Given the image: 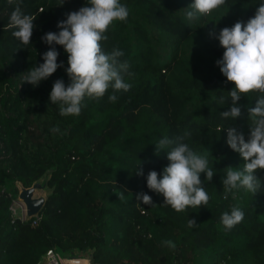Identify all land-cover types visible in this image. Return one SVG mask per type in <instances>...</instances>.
<instances>
[{"label":"trees","instance_id":"1","mask_svg":"<svg viewBox=\"0 0 264 264\" xmlns=\"http://www.w3.org/2000/svg\"><path fill=\"white\" fill-rule=\"evenodd\" d=\"M193 2L120 0L129 16L109 27L101 45L105 53L124 52L120 59L129 62L132 73L124 74V81L131 88L117 93L115 103L108 100L111 88L103 98H86L79 116L64 117L50 102L56 80L70 83L63 46L55 45L63 66L48 79L34 87L25 76L44 63L43 54L52 47L41 37L59 33L58 22L87 0L63 5L62 0H16L34 20L27 46L6 27L16 3L0 0V264H40L48 248L67 256L90 251L100 264H264V171L256 173L261 187L255 194L239 189L226 199L222 184L228 167L242 170L244 164L227 144L226 129L236 128L247 140V106L254 107L259 94L242 97L241 117L222 118L235 85L216 63L225 51L216 38L220 31L246 24L264 0H225L190 22L186 12ZM55 126L57 133L50 131ZM165 137H183L194 152L207 156L214 176L209 182L201 174L206 206L178 213L147 187L148 172L162 178L169 164L166 151L175 144L156 150ZM47 170L50 192L37 223L14 218L10 204L17 183L30 186ZM141 192L152 197V205L137 200ZM234 205L244 219L226 230L221 217ZM190 219L197 225L189 228ZM165 240L175 249L163 245Z\"/></svg>","mask_w":264,"mask_h":264},{"label":"clouds","instance_id":"2","mask_svg":"<svg viewBox=\"0 0 264 264\" xmlns=\"http://www.w3.org/2000/svg\"><path fill=\"white\" fill-rule=\"evenodd\" d=\"M9 5L16 0H7ZM64 0H62L63 5ZM225 4V0H194L186 12L188 21L198 16H208L214 10ZM67 19L58 22L59 33L48 32L41 37L42 41L52 46L43 54L44 63L30 68L26 73L25 81L38 86L42 80L48 79L63 63H57L59 53L55 45H61L68 54L66 73L70 83L66 86L63 79L54 82L50 92V102L58 105L61 116H79L85 99L98 100L103 98L111 88L109 102L115 103L117 93L128 92L131 88L124 81V74L129 72L128 61H121L124 52L113 49L105 53L101 41L108 39L105 33L115 22H124L129 16L126 5L120 0H87V4L78 11L66 14ZM33 17L22 12L18 3L11 12L9 29H15L12 35L24 46L31 43L34 23ZM214 35V33H210ZM220 46L225 49L222 59L216 63L228 82L235 87L230 91L231 107L221 113L224 119H234L242 116V105L239 101L253 93H258L255 106H247L250 120V135L247 140L243 133L236 128L229 127L227 144L243 158V169L228 167L222 184L227 193L244 189L247 192L257 193L261 187L256 175L258 170L264 171V2H261L255 16L244 22H236L232 27H225L216 37ZM224 102L223 98L220 100ZM59 132V127L50 129ZM188 133H185L187 136ZM183 137L176 141L167 137L156 144L157 154L167 146L175 144L167 152L169 164L164 167L162 178L160 174L151 170L147 174V187L164 197V205L171 206L176 212H183L187 208H199L209 203V196L203 187L201 174L206 173V181L213 180L214 171L209 167L207 156L194 152L188 144L182 142ZM143 176V170L137 172ZM123 199V194L119 195ZM137 200L144 205H152V197L146 193H139ZM244 212L239 206H233L231 212H224L221 223L226 230L242 222ZM196 220L190 219L188 227L196 226ZM163 245L175 249L171 240H165Z\"/></svg>","mask_w":264,"mask_h":264},{"label":"water","instance_id":"3","mask_svg":"<svg viewBox=\"0 0 264 264\" xmlns=\"http://www.w3.org/2000/svg\"><path fill=\"white\" fill-rule=\"evenodd\" d=\"M48 176L49 170L30 186H23L20 182L17 183L19 187L17 198L23 204L25 219H30L40 213L46 200V195L50 192V187L47 184ZM41 184L44 188H42ZM36 192L38 194H35Z\"/></svg>","mask_w":264,"mask_h":264},{"label":"built area","instance_id":"4","mask_svg":"<svg viewBox=\"0 0 264 264\" xmlns=\"http://www.w3.org/2000/svg\"><path fill=\"white\" fill-rule=\"evenodd\" d=\"M12 216L25 220L23 204L19 202L18 198L12 200L10 204ZM40 218L37 214L32 219V224H36ZM40 264H100L91 260L90 251H86L81 255H63L54 248H48L42 255Z\"/></svg>","mask_w":264,"mask_h":264},{"label":"rangeland","instance_id":"5","mask_svg":"<svg viewBox=\"0 0 264 264\" xmlns=\"http://www.w3.org/2000/svg\"><path fill=\"white\" fill-rule=\"evenodd\" d=\"M42 188H44V186L41 184Z\"/></svg>","mask_w":264,"mask_h":264},{"label":"bare ground","instance_id":"6","mask_svg":"<svg viewBox=\"0 0 264 264\" xmlns=\"http://www.w3.org/2000/svg\"><path fill=\"white\" fill-rule=\"evenodd\" d=\"M35 194H38L37 192Z\"/></svg>","mask_w":264,"mask_h":264}]
</instances>
